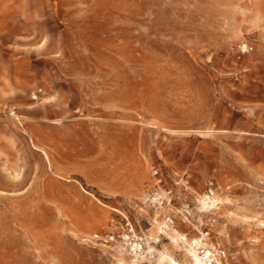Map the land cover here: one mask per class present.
Returning <instances> with one entry per match:
<instances>
[{"label":"rangeland","instance_id":"rangeland-1","mask_svg":"<svg viewBox=\"0 0 264 264\" xmlns=\"http://www.w3.org/2000/svg\"><path fill=\"white\" fill-rule=\"evenodd\" d=\"M0 264H264V0H0Z\"/></svg>","mask_w":264,"mask_h":264},{"label":"bare ground","instance_id":"bare-ground-1","mask_svg":"<svg viewBox=\"0 0 264 264\" xmlns=\"http://www.w3.org/2000/svg\"><path fill=\"white\" fill-rule=\"evenodd\" d=\"M196 256V255H195ZM196 258H197V260H199V261H201V259L198 257V256H196ZM202 262V261H201Z\"/></svg>","mask_w":264,"mask_h":264}]
</instances>
